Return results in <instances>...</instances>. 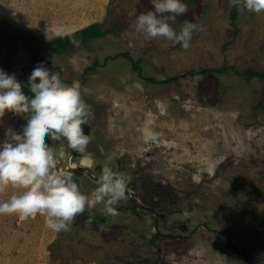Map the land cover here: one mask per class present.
I'll list each match as a JSON object with an SVG mask.
<instances>
[{"label": "rangeland", "instance_id": "obj_1", "mask_svg": "<svg viewBox=\"0 0 264 264\" xmlns=\"http://www.w3.org/2000/svg\"><path fill=\"white\" fill-rule=\"evenodd\" d=\"M183 2L188 11L169 23L200 26L187 50L135 32L152 0H0V28L41 41L61 37L58 26L110 30L62 52L39 47L89 107L90 144H53L57 168H82L86 194L104 166L128 180L115 216L86 209L67 232L40 215L0 214V264H264V79L204 72L264 71V13L239 7L233 20L231 0ZM31 57L19 48L14 59L27 68L23 84ZM21 122L6 113L0 140Z\"/></svg>", "mask_w": 264, "mask_h": 264}, {"label": "clouds", "instance_id": "obj_2", "mask_svg": "<svg viewBox=\"0 0 264 264\" xmlns=\"http://www.w3.org/2000/svg\"><path fill=\"white\" fill-rule=\"evenodd\" d=\"M153 9L139 14L133 29L139 35L164 38L172 45L189 49L197 23L185 21L177 32L169 23L188 11L183 0H152ZM233 6L250 13H264V0H231ZM167 14V15H165ZM61 36L74 40V32L58 26ZM24 84L14 74L0 69V127L6 113L22 117L18 129L4 128L0 140V214L15 212L20 217H44L54 233L70 231L75 217L86 209L102 206L112 216L127 199L128 180L104 166L97 186L90 193L80 189L73 174L57 168L52 145L63 142L67 149L84 153L92 137L86 132L89 107L82 98L80 82L65 83L61 74L43 63L30 66Z\"/></svg>", "mask_w": 264, "mask_h": 264}, {"label": "trees", "instance_id": "obj_3", "mask_svg": "<svg viewBox=\"0 0 264 264\" xmlns=\"http://www.w3.org/2000/svg\"><path fill=\"white\" fill-rule=\"evenodd\" d=\"M238 8L239 7L237 6H232L231 19L234 20L236 18ZM108 33H110V30H102L100 24L93 23L82 29L75 31L74 40L70 39L67 36H61L51 39L49 41H41L31 36L12 33L4 28H0V55L3 56V66L5 71H7V73L10 75L14 74L18 80L20 77L24 76L25 70H27V68L19 69L14 66V59L19 48H22L25 51L29 52L32 55L31 57L32 61L44 62L45 65H47L49 68H53L51 61L48 60L45 56L41 55L42 49L39 46H47L53 49L54 51L62 52L82 42L101 38ZM131 62L133 64V68L138 70L136 63L133 61ZM228 69L235 72L240 77L264 79V71H260L252 67L246 68L244 70H237L233 66H228L226 68L222 67L218 70L215 69L204 70V72L226 73ZM146 79L151 82H157L156 80L150 78H145V80ZM178 79L179 76L169 77L160 81V83L169 84L177 81ZM26 85L27 84H24L25 91H27ZM67 170L73 174L76 182H78V178L84 172L82 168H70ZM260 224L264 226V216L261 217Z\"/></svg>", "mask_w": 264, "mask_h": 264}, {"label": "water", "instance_id": "obj_4", "mask_svg": "<svg viewBox=\"0 0 264 264\" xmlns=\"http://www.w3.org/2000/svg\"><path fill=\"white\" fill-rule=\"evenodd\" d=\"M76 168H80V167H76Z\"/></svg>", "mask_w": 264, "mask_h": 264}]
</instances>
